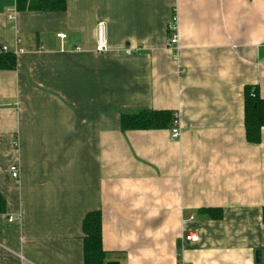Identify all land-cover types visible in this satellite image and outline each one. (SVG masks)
Listing matches in <instances>:
<instances>
[{
	"label": "crops",
	"instance_id": "crops-1",
	"mask_svg": "<svg viewBox=\"0 0 264 264\" xmlns=\"http://www.w3.org/2000/svg\"><path fill=\"white\" fill-rule=\"evenodd\" d=\"M18 40L17 69L0 71V264H85L98 210L107 264H264V129L252 144L245 128L246 89L264 99V0H0V46ZM142 111L177 114L180 139L122 132Z\"/></svg>",
	"mask_w": 264,
	"mask_h": 264
},
{
	"label": "trees",
	"instance_id": "trees-1",
	"mask_svg": "<svg viewBox=\"0 0 264 264\" xmlns=\"http://www.w3.org/2000/svg\"><path fill=\"white\" fill-rule=\"evenodd\" d=\"M20 12H64L66 0H17ZM17 69L16 53L0 47V71H14ZM174 113L169 111H142L135 114L121 115V130L145 131L171 129ZM245 128L249 143L260 144L264 129V99L258 95L256 87H248L245 94ZM6 201L0 194V214L6 213ZM213 220H221L223 211L220 208L201 209ZM264 221V209H263ZM83 242L85 264H107L108 253L102 244L103 220L101 211L90 212L83 221Z\"/></svg>",
	"mask_w": 264,
	"mask_h": 264
},
{
	"label": "built area",
	"instance_id": "built-area-1",
	"mask_svg": "<svg viewBox=\"0 0 264 264\" xmlns=\"http://www.w3.org/2000/svg\"><path fill=\"white\" fill-rule=\"evenodd\" d=\"M106 33H107L106 24L100 23L97 27L98 39H97L96 52L98 54H103L108 51ZM169 34H170V37H169V42H168V48L175 51L176 54H179L181 51V46H180V37L178 33V18L176 14L173 15L171 22L169 24ZM57 38L63 41L65 39V35L58 34ZM17 44H18V50H16V54L24 53L26 49L22 47V41L18 40ZM127 53L132 54V50H129ZM185 72L186 71L183 70V73ZM170 132H171L170 137L172 141H178L180 139L182 129L180 125L179 116L177 114L174 115L173 125H172V128L170 129ZM10 172H11L12 178L15 181H18L20 178L18 167L17 166L11 167ZM20 219H21L20 216L11 217L9 218V222L10 223H14L16 221L18 222ZM197 241H198V237L195 234H190L183 240V246H184L183 248H185L188 244L195 243ZM178 264H187V263L184 261L183 258H180V260L178 261Z\"/></svg>",
	"mask_w": 264,
	"mask_h": 264
},
{
	"label": "water",
	"instance_id": "water-1",
	"mask_svg": "<svg viewBox=\"0 0 264 264\" xmlns=\"http://www.w3.org/2000/svg\"><path fill=\"white\" fill-rule=\"evenodd\" d=\"M257 263L258 264L261 263V256H260V254L257 255ZM108 264H119V263L113 262V263H108Z\"/></svg>",
	"mask_w": 264,
	"mask_h": 264
},
{
	"label": "rangeland",
	"instance_id": "rangeland-1",
	"mask_svg": "<svg viewBox=\"0 0 264 264\" xmlns=\"http://www.w3.org/2000/svg\"><path fill=\"white\" fill-rule=\"evenodd\" d=\"M20 221V220H19ZM17 222V221H16Z\"/></svg>",
	"mask_w": 264,
	"mask_h": 264
}]
</instances>
